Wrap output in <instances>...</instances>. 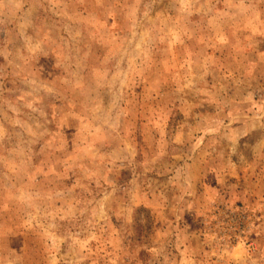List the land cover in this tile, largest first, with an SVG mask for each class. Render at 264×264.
<instances>
[{
	"label": "rangeland",
	"instance_id": "obj_1",
	"mask_svg": "<svg viewBox=\"0 0 264 264\" xmlns=\"http://www.w3.org/2000/svg\"><path fill=\"white\" fill-rule=\"evenodd\" d=\"M0 264H264V0H0Z\"/></svg>",
	"mask_w": 264,
	"mask_h": 264
}]
</instances>
